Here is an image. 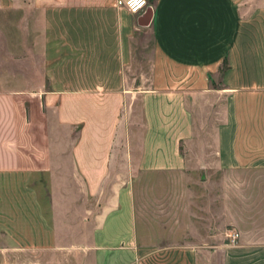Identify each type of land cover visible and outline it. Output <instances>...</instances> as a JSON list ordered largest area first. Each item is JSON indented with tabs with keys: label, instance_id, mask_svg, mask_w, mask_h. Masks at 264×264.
<instances>
[{
	"label": "crops",
	"instance_id": "0c3cea01",
	"mask_svg": "<svg viewBox=\"0 0 264 264\" xmlns=\"http://www.w3.org/2000/svg\"><path fill=\"white\" fill-rule=\"evenodd\" d=\"M148 2L0 0V264H264V0Z\"/></svg>",
	"mask_w": 264,
	"mask_h": 264
},
{
	"label": "rangeland",
	"instance_id": "374dc122",
	"mask_svg": "<svg viewBox=\"0 0 264 264\" xmlns=\"http://www.w3.org/2000/svg\"><path fill=\"white\" fill-rule=\"evenodd\" d=\"M142 40L140 42L136 43V45H134L132 66H131V68H129L127 70L129 78L133 79V84H136V83L140 84L141 78L143 80H145L146 77H148L150 74V64H151V58H152V54H153V39H152L151 35H149L147 37H144V39H142ZM136 102H137V106L140 107V99H136ZM206 175H207V173H206ZM206 175H204V176H206ZM218 178H220L219 175L214 174L212 177V183H210L211 185H208L206 188H202V190H204V189L208 190L210 197L212 196V198H213L211 203L214 206L220 204V198H219L220 191H219V186L217 185ZM145 183H146V186H148V188H151V187L155 188L156 186H160V187L177 186V187H181V188H183V187L188 188L189 186H191L192 182H190V180H188V179H185V180L174 179V180H172V179L162 178V179H153V180L149 179V180H146ZM230 186H231V184H230ZM211 189H213V190H211ZM136 190H137L138 198H139L140 191H141V181L140 180L136 181ZM204 198H205V196H202L201 199L203 200ZM208 199H209V196H208ZM140 225H141V220H140ZM140 227H142V225Z\"/></svg>",
	"mask_w": 264,
	"mask_h": 264
},
{
	"label": "built area",
	"instance_id": "2783aa9c",
	"mask_svg": "<svg viewBox=\"0 0 264 264\" xmlns=\"http://www.w3.org/2000/svg\"><path fill=\"white\" fill-rule=\"evenodd\" d=\"M118 5L126 7L134 14H142L149 5L148 0H118ZM240 234L237 231H230L228 237L232 244L236 243Z\"/></svg>",
	"mask_w": 264,
	"mask_h": 264
},
{
	"label": "water",
	"instance_id": "95a60500",
	"mask_svg": "<svg viewBox=\"0 0 264 264\" xmlns=\"http://www.w3.org/2000/svg\"><path fill=\"white\" fill-rule=\"evenodd\" d=\"M153 17H154V9L152 6L149 5L138 18V24L141 27H147L152 23Z\"/></svg>",
	"mask_w": 264,
	"mask_h": 264
}]
</instances>
